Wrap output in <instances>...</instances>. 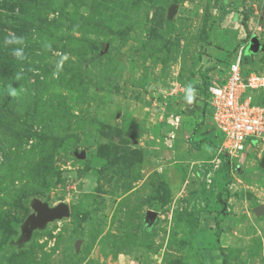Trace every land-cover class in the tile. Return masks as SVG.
I'll list each match as a JSON object with an SVG mask.
<instances>
[{
  "label": "rangeland",
  "instance_id": "1",
  "mask_svg": "<svg viewBox=\"0 0 264 264\" xmlns=\"http://www.w3.org/2000/svg\"><path fill=\"white\" fill-rule=\"evenodd\" d=\"M252 36L264 73V0H0V264H264V144L212 162L205 93Z\"/></svg>",
  "mask_w": 264,
  "mask_h": 264
},
{
  "label": "built area",
  "instance_id": "2",
  "mask_svg": "<svg viewBox=\"0 0 264 264\" xmlns=\"http://www.w3.org/2000/svg\"><path fill=\"white\" fill-rule=\"evenodd\" d=\"M241 58L242 49L228 66L224 80L212 83L206 92L218 140L212 161L216 165L221 155L231 161L249 145L264 144V73L243 74Z\"/></svg>",
  "mask_w": 264,
  "mask_h": 264
},
{
  "label": "water",
  "instance_id": "3",
  "mask_svg": "<svg viewBox=\"0 0 264 264\" xmlns=\"http://www.w3.org/2000/svg\"><path fill=\"white\" fill-rule=\"evenodd\" d=\"M261 50V44L256 36H252L243 51V56H254L258 54ZM259 167L264 172V156L260 161ZM34 215H31L27 218L22 227V233L24 238L28 240L32 233L37 230H42L48 223L55 220H60L69 215V209L64 204H59L54 208H49L47 204L40 203L35 201L32 205ZM256 215H263L264 210L261 206H258L254 209ZM147 218H155L154 213H148Z\"/></svg>",
  "mask_w": 264,
  "mask_h": 264
},
{
  "label": "clouds",
  "instance_id": "4",
  "mask_svg": "<svg viewBox=\"0 0 264 264\" xmlns=\"http://www.w3.org/2000/svg\"><path fill=\"white\" fill-rule=\"evenodd\" d=\"M7 43L9 44H19V43H22V38L20 37H15L13 36L12 38H10ZM13 54L17 57H22V50L17 48L14 50ZM10 94L12 96H15L16 95V91L15 90H12L10 92ZM195 98V90L192 88L191 85L187 86L186 88V95H185V99L190 103L192 102V100Z\"/></svg>",
  "mask_w": 264,
  "mask_h": 264
},
{
  "label": "trees",
  "instance_id": "5",
  "mask_svg": "<svg viewBox=\"0 0 264 264\" xmlns=\"http://www.w3.org/2000/svg\"><path fill=\"white\" fill-rule=\"evenodd\" d=\"M250 57H251V56H247V57L242 56V58H241V64H242V60H243V59L249 60L250 63L252 64V61L250 60ZM248 71L256 72V71H254V69H253L252 66L250 67V66H248L247 64H242V72H243V74H246ZM208 88H209V86H208L207 89L205 90V93L207 92ZM252 145H254V144H252ZM220 158H221V160H222L227 166L230 164V161H229L228 159L224 158V156L221 155ZM15 248H16V246H11V250H14Z\"/></svg>",
  "mask_w": 264,
  "mask_h": 264
}]
</instances>
